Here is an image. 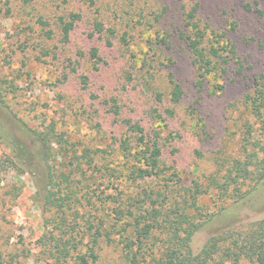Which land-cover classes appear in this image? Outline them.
Instances as JSON below:
<instances>
[{
	"label": "rangeland",
	"instance_id": "1",
	"mask_svg": "<svg viewBox=\"0 0 264 264\" xmlns=\"http://www.w3.org/2000/svg\"><path fill=\"white\" fill-rule=\"evenodd\" d=\"M93 1L90 6L89 0H0V264H76L75 255L96 231L101 237L94 264H129L122 241L131 235L130 227L124 232L131 219L116 212L138 214L147 204L137 202L142 197L137 199V193L153 187L162 198L178 202L196 187L203 191L194 217L205 223L193 237L194 252L230 224L264 218V179L230 218L219 211L237 196L207 188L208 177L220 178L233 159H244L243 123L252 118L244 111L243 98L251 79L264 70V0ZM255 2L260 15L245 8ZM194 4L201 23L226 32L244 67L237 73L230 64L221 79L201 92L194 86L190 53L178 38L184 14ZM70 13H79L81 20L64 42L58 21ZM94 20L114 30L111 47L104 45L103 35L89 36ZM123 33L126 45L119 40ZM162 34L169 48L154 45ZM92 47L103 61L97 70L88 55ZM168 73L183 88L177 104L168 98ZM81 76L87 77L85 87ZM214 84L223 89L216 91ZM110 98L120 107L118 116L109 110ZM166 109L174 111L172 118L164 114ZM125 119L138 122L147 135L160 133L161 165L170 168L158 179H132L137 163L119 148L130 137L122 125ZM169 132L178 137L165 140ZM38 134L46 137L47 164L57 178L53 191L62 197L60 211L43 206L45 146ZM14 144L24 152L20 155L27 169L8 161ZM137 150L132 142L131 153ZM248 189L244 186L240 193ZM61 213L75 227L77 242L58 262L48 255L54 243L43 245L39 239L65 230L55 228L54 218Z\"/></svg>",
	"mask_w": 264,
	"mask_h": 264
},
{
	"label": "trees",
	"instance_id": "2",
	"mask_svg": "<svg viewBox=\"0 0 264 264\" xmlns=\"http://www.w3.org/2000/svg\"><path fill=\"white\" fill-rule=\"evenodd\" d=\"M29 2L30 0H23ZM90 6L94 5L93 0H89ZM258 3L254 6L246 5L247 10H252L257 14H262L258 9ZM79 13H70L67 19L59 18L58 24L62 34V41L66 42L70 33L80 22ZM42 26L46 22L39 20ZM50 31L46 32L49 36ZM103 35L104 45L111 47V39L115 32L112 28L106 27L102 21L94 20L92 22V33L89 36ZM178 38L183 41L185 47L191 56V64L196 72V81L194 86L197 91L201 92L206 84L216 82L227 73L229 65L236 66L237 73L243 71V62L238 57L236 48L231 40L227 37L225 31H215L208 24L201 23L197 18V5H192L184 14L183 28ZM120 42L123 45L128 44L127 33L120 36ZM154 45H161L169 48V42L166 34L156 37ZM89 59L92 63V69L97 70L103 63L97 47L89 50ZM167 80L170 86L168 94L169 101L172 104L180 102L183 96V88L175 81L172 73H168ZM80 83L82 87L87 84V77L81 76ZM251 90L243 98L244 111L252 120H246L243 123L242 134V153L243 160L233 159L230 166L226 167L220 178L217 176L208 177V187L213 188L221 196L234 195L237 199L222 209L219 213L225 218L235 217L237 208L248 195L253 194L256 188L264 179V70L251 79ZM216 91L223 89L222 85L214 84ZM156 100L161 101V94H156ZM109 110L114 116L119 115V105L114 98L107 101ZM164 114L167 118L174 116V111L166 109ZM161 123L164 122L162 115H156ZM122 125L130 137L133 139L138 148L131 153L130 137L120 141L119 148L126 154L132 156L137 163L133 165L131 176L133 180H154L158 179L170 167L161 165L162 146L161 135L159 132L147 135L144 128L130 119L122 121ZM257 137H256V136ZM38 134L39 140L45 146L46 137ZM178 135L169 132L165 140L177 138ZM263 140V141H262ZM10 142V141H9ZM15 148L12 150L13 155L9 162L20 164L27 169L23 151L19 152ZM248 148L251 152H247ZM249 149V150H250ZM259 155L262 157L260 158ZM43 159L46 162L45 176L43 179V206L52 207L56 210L63 208L61 196L56 195L53 191L56 187V175L48 166L49 149L45 146L43 150ZM220 167H223L220 165ZM223 170V168H222ZM62 176V175H60ZM61 180V179H60ZM247 186L248 189L243 194L242 188ZM199 187L189 195H184L182 201H170L166 197H161L162 193L155 187L143 189L137 193V202L147 204L145 209L138 208V214L131 209L127 211H117L119 216H128L130 223H126L124 232L127 227L131 228V235L125 236L122 241L124 256L129 264H240L243 261L252 264H264V218L253 221L240 222L238 225L226 226L216 234H213L203 243L201 248L194 252L192 242L194 235L201 229L205 221L195 220L196 213H199L197 205L198 196L203 192ZM214 217V216H213ZM55 228L63 227L59 234L49 232L44 234L40 239L41 244L51 241L54 245L48 248V255L56 261H64L71 253L77 242L75 227L67 225L64 213L60 217L56 215ZM233 222V219H229ZM57 226V227H56ZM91 228V225L90 227ZM68 229V230H66ZM161 234V235H160ZM101 234L96 231L89 236L87 247L82 253H77L74 257L76 264H94L97 261L95 246ZM159 238V239H158Z\"/></svg>",
	"mask_w": 264,
	"mask_h": 264
}]
</instances>
